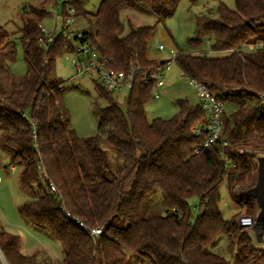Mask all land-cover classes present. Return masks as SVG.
I'll use <instances>...</instances> for the list:
<instances>
[{"label": "trees", "instance_id": "16d2710c", "mask_svg": "<svg viewBox=\"0 0 264 264\" xmlns=\"http://www.w3.org/2000/svg\"><path fill=\"white\" fill-rule=\"evenodd\" d=\"M181 1L103 0L94 14L85 10L86 0H69V5L74 17L87 20L85 39L108 65L127 71L160 65L148 51L158 25L175 15ZM235 3L232 10L220 0L217 17L200 16L191 39L200 48L209 36L212 50L228 55L180 51L176 56L184 77L205 84L234 106L223 119L228 146H203L198 153L194 150L205 139L193 129L207 122L200 105L180 100L175 117L149 123L145 107L154 98L153 85L140 80L123 104L115 93L94 84L97 132L79 137L56 65L60 57L74 52V44L59 35L47 52L39 45L40 25L51 17L47 2L30 6L21 16L27 69L23 76L10 68L16 43L0 26V149L9 155V165L19 168L21 189L32 197L19 213L61 246L63 258L54 264H132L133 258L147 264H231L227 250L234 264H264V248L238 225L241 215L227 220L219 208L224 181L232 198L243 202L233 188L253 177L254 163L246 151L264 152V0ZM126 10L153 17L156 23L136 26L128 18L130 31L123 35ZM247 47L254 50L247 52ZM105 144L113 153L112 162ZM39 165L47 181L56 185V194L45 193ZM158 192L165 207L153 209L149 199ZM193 198L200 207L197 217L190 208ZM247 203V216H253L255 206ZM74 219L104 226L102 235L93 240ZM221 236L227 239L226 253L215 247ZM0 250L8 264H51L42 252L23 253L20 236L5 231L1 221Z\"/></svg>", "mask_w": 264, "mask_h": 264}, {"label": "rangeland", "instance_id": "374dc122", "mask_svg": "<svg viewBox=\"0 0 264 264\" xmlns=\"http://www.w3.org/2000/svg\"><path fill=\"white\" fill-rule=\"evenodd\" d=\"M0 0V26H3L11 39L16 43L17 56L15 62L10 64L11 70L17 76H23L27 69L24 63V53L22 43L20 41V29H22L21 16L30 6H39L42 2H47L46 8L51 4V0ZM103 0H86L85 10L89 13H96ZM226 6L232 10L236 9L235 0H222ZM220 0H199L195 4L188 0H182L179 7L172 18H169L165 24L157 27L156 35L148 51L150 59L165 61L169 57L180 51L192 52L196 54H207L210 57L226 56L229 52H215L211 48V40L209 36L203 38L200 48H195L191 43V39L195 38L197 32L198 18L200 16L210 15L217 17V8ZM58 13L62 14L64 8L63 0H59ZM55 12V9L54 11ZM130 18L136 26L141 24L154 25L156 20L144 14L126 10L122 14L123 35L130 31L127 19ZM56 19L53 17L46 19L43 24L48 31H53ZM72 28L80 32L88 31L87 20L83 16L74 17ZM164 45V50H158V45ZM252 47L245 48V51L251 52ZM58 75L65 81L67 88L64 100L70 113L72 125L79 137H89L97 132L98 119L93 112V99L97 96L96 86L93 81L84 78L73 84L71 78L75 72V67L67 56L60 57L57 60ZM165 86L159 91V96H155L145 107V114L149 123L153 120L161 118L170 120L179 113L178 102L180 100L188 101L190 105H200L197 91L189 78L183 77L181 70L176 63H173L169 69L164 72ZM73 86H76L73 88ZM129 88H123L115 93L117 100L123 104L129 95ZM102 102V101H101ZM105 105L104 102H102ZM264 108V104H263ZM234 106L226 103V112L231 114ZM264 110V109H263ZM108 149V157L114 161L113 153L109 149L110 146L104 145ZM112 149V148H111ZM254 156H249L254 163L253 177L251 181L242 186H235L233 194L243 200V202L234 200L228 191L226 181L221 184V201L219 203L220 211L225 219L229 220L236 214L247 216V208L250 201L255 206L256 226L252 229H246L252 236L256 246L264 247V152L257 150H249ZM257 155L262 160H259ZM10 158L7 153L0 149V221L5 231L20 236L22 252L31 255L42 252L49 259L51 264L58 263L63 258V252L58 241L50 237L42 230L35 229L31 224L27 223L19 213V207L30 201L32 197L25 193L19 183V168L15 166L13 170ZM8 166L6 171L4 167ZM14 167V166H13ZM149 205L153 209L164 208L162 196L160 192L156 193L149 199ZM155 207V208H154ZM190 208L194 217L200 212L198 200L193 198L190 200ZM246 214V215H245ZM217 245V246H216ZM215 247L223 248V252L228 247L225 236L216 242ZM225 250V251H224ZM226 253V252H225ZM228 259L234 264V256L229 254ZM132 264H147L146 261L139 258H133Z\"/></svg>", "mask_w": 264, "mask_h": 264}, {"label": "built area", "instance_id": "2783aa9c", "mask_svg": "<svg viewBox=\"0 0 264 264\" xmlns=\"http://www.w3.org/2000/svg\"><path fill=\"white\" fill-rule=\"evenodd\" d=\"M52 2L46 8V11L51 13V18L56 19L55 27L53 31H48L44 24L40 25L42 37L39 40V45L47 52L59 35L73 42L74 52L66 54L67 58L70 59L75 67V72L71 78L73 84L84 78H88L104 90L116 93L123 88H129L130 90L134 83L140 80L143 84H152L153 97L159 96V91L166 83L164 72L173 63H176L177 54L162 61L160 65L149 68L148 70H143L140 65L132 67L127 71L117 70L108 65L107 61L102 58L100 53L92 46L91 42L85 39L84 32L72 28L75 9L69 5V0H63L64 8L62 9L61 15L58 13V8H56L59 6V0H52ZM54 9L55 12H52ZM156 48L161 51L165 47L160 44ZM181 74L183 76L182 72ZM190 82L197 91L200 107L207 118L206 123L198 125L193 129L195 136L205 139L203 145L195 148V153H198L203 146L207 147L219 144L221 147H227L229 142L223 135V119L227 114L225 101L211 92L205 84L194 79H190ZM227 163L230 164V161L227 160ZM38 171L39 181L45 193L56 194L58 189L53 182L47 181V175L42 165L38 166ZM1 180L2 178L0 177ZM67 215L70 216V213H67ZM74 221L93 240L101 236L104 230V226L91 227L78 219H74ZM238 225L243 227L242 229H252L256 226V218L253 216L239 217ZM0 262L2 264H8L1 250Z\"/></svg>", "mask_w": 264, "mask_h": 264}, {"label": "water", "instance_id": "95a60500", "mask_svg": "<svg viewBox=\"0 0 264 264\" xmlns=\"http://www.w3.org/2000/svg\"><path fill=\"white\" fill-rule=\"evenodd\" d=\"M246 154L249 155V156H252V157L254 156V155L251 154V152H249V151H246ZM258 159H259V160H262L263 158H262V159H261V158H258ZM240 228L242 229L243 227H240Z\"/></svg>", "mask_w": 264, "mask_h": 264}, {"label": "crops", "instance_id": "0c3cea01", "mask_svg": "<svg viewBox=\"0 0 264 264\" xmlns=\"http://www.w3.org/2000/svg\"><path fill=\"white\" fill-rule=\"evenodd\" d=\"M42 1H43V0H42ZM42 1H41V2H42ZM12 169L14 170V169H15V167H12ZM259 247H261V248H264V247H262V246H259Z\"/></svg>", "mask_w": 264, "mask_h": 264}, {"label": "bare ground", "instance_id": "6f19581e", "mask_svg": "<svg viewBox=\"0 0 264 264\" xmlns=\"http://www.w3.org/2000/svg\"><path fill=\"white\" fill-rule=\"evenodd\" d=\"M257 157H259V158H260V156H259V155H257Z\"/></svg>", "mask_w": 264, "mask_h": 264}]
</instances>
